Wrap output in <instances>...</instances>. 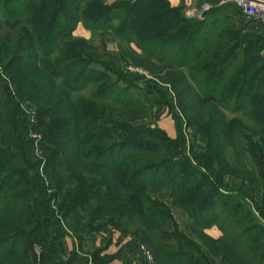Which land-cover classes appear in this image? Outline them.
Returning <instances> with one entry per match:
<instances>
[{
	"label": "trees",
	"instance_id": "16d2710c",
	"mask_svg": "<svg viewBox=\"0 0 264 264\" xmlns=\"http://www.w3.org/2000/svg\"><path fill=\"white\" fill-rule=\"evenodd\" d=\"M156 3L164 8L148 12ZM81 9L71 0H0V79L6 72L18 95L38 106L33 131L51 146V161H60L77 182L71 208L84 207L92 224L121 226L114 217L125 219L131 229L124 231L156 264H211L209 256L224 264H264V57L256 51L235 63L240 44L219 37L216 9L202 21L185 19L183 8L162 0L102 5L82 16ZM140 21L150 25L148 33L138 32ZM80 22L87 30L113 29L164 65L173 98L166 89L157 92L165 104L174 100L184 130L171 138L157 126L133 122L149 117L130 91L136 84L90 67L68 43L57 45ZM91 84L98 87L89 97H72ZM227 113H240L251 127ZM186 129L206 139L203 152L194 150ZM229 150L241 161L229 159ZM17 155L0 127V264H33L27 240L37 232L29 223L40 184L28 172L34 167L13 165ZM227 173L242 185L229 190ZM87 175L100 179L102 192ZM157 186L168 189L171 205L152 195ZM172 208L187 214L188 229L203 246L178 229ZM212 227L218 237L206 233Z\"/></svg>",
	"mask_w": 264,
	"mask_h": 264
},
{
	"label": "rangeland",
	"instance_id": "374dc122",
	"mask_svg": "<svg viewBox=\"0 0 264 264\" xmlns=\"http://www.w3.org/2000/svg\"><path fill=\"white\" fill-rule=\"evenodd\" d=\"M129 0H85L81 3L77 0H71V2L78 7H81L80 15L90 14V11L98 9L102 5L107 8L115 7L120 4H125ZM221 0H205L196 10L183 9L181 15L185 19H195L197 21L204 20L207 17V13L211 10L216 9L215 14L218 15L221 20L215 22L216 26L221 34L219 37L224 39L233 40L231 46L236 42L239 43V49L236 52L235 63L241 62L244 58H247L251 53L259 51L264 57V24L257 23L252 19L243 16L230 0H225L220 3ZM205 2H211L212 8L207 13L200 11L201 6ZM155 7V6H154ZM164 8L161 3H156V8L148 9V12H153L155 9ZM150 12V13H151ZM117 25V21H114ZM138 24V23H137ZM77 26H82V23H78ZM76 26V27H77ZM71 31H65L57 39L56 43L59 47L63 48L64 43H68L70 49L75 53H80L82 58L89 63L90 67L101 71H111L110 75L113 80H117V75H120L123 79H128L136 84L137 88H130L141 102L143 111H147L149 117L144 120H135L136 124L139 123L142 127L157 126L166 133L167 136L174 138L176 136V129H185V123L182 122V117L178 106L173 104H165L161 101L160 95L158 94L159 88L167 90V94L173 98V94L168 87V84L164 82L167 80L166 71L167 69L159 61L154 58L147 56L142 51L138 50L134 44L128 43L123 39H119L113 32V29H95L87 30L83 32L85 34H74L77 37L71 35ZM138 32L146 34L151 30L149 24L143 23L142 21L136 25ZM206 26V29L213 30L212 27ZM75 37V38H73ZM229 43V42H228ZM230 44V43H229ZM216 44H214L215 46ZM58 50L51 55L52 59L56 57ZM50 59V60H52ZM48 59H42L41 63L44 66L49 65ZM2 79H0V127L3 131L5 140L10 144L14 152H18L17 155L19 162L15 165L16 168L34 167L33 170L28 171L37 175L39 180V198L33 206V218L29 223L30 228H36L37 232L31 235L27 240L31 258L40 252L43 244L39 237L41 232L44 230H56L60 226L64 228H71L73 226L82 227L88 225V228L92 229L93 224L90 223V215H87L84 207H78L76 209H82V219L80 222H74L69 219L72 211L70 204L73 198L76 196L75 187L77 182L73 180L67 173L66 168L60 161L52 162L51 153L49 149L51 146L42 141L40 137L33 131V124L36 122L35 110L37 105L30 104L22 99L17 91L16 87L7 82V73H1ZM167 77V78H166ZM264 80V78H263ZM163 82V83H162ZM119 86H125L123 81H118ZM98 87V85H89L85 89L75 92L72 97L78 99L80 97H89L91 93ZM137 108V107H136ZM138 111V109H137ZM128 115L132 113H128ZM228 118L234 116L242 117L245 125L251 127L252 123L243 117L240 113H227ZM132 122V123H133ZM187 140L193 144L194 150L203 152L205 149L206 139L198 135L192 137L190 129H186ZM247 134H251L246 132ZM257 140V137H253ZM189 142H187V146ZM229 159L233 158L235 151H228ZM25 154V157L23 156ZM236 157V155H235ZM234 157V158H235ZM238 158V157H236ZM238 160L241 161L240 158ZM245 162V161H244ZM248 168L253 166V163L249 160L246 162ZM232 173H227L225 176V184L228 189L239 187L242 185L241 181L235 179ZM88 183L96 182L95 189L102 192V187L99 185L100 179L91 175L86 176ZM258 184V182H255ZM255 190V201L260 202L258 195L260 194V187L256 186ZM228 193L227 191H225ZM152 195L157 196L165 203L171 205L169 198V191L164 186H157L151 190ZM174 218L178 224V229L184 231L191 239L198 244L203 246V241L199 237L193 235L189 229V219L187 214L180 209L172 208ZM117 224L121 226L113 225L111 222L100 221L99 224H107L113 226L115 229H131V226L125 219H118L114 217ZM262 220V219H261ZM259 220L262 224L264 221ZM111 223V224H110ZM95 224V223H94ZM82 225V226H81ZM174 227L169 228V232H172ZM206 233L215 238L220 235L216 227H212L206 231ZM159 238L162 241H166V237L163 233H158ZM141 245V244H140ZM203 248V247H202ZM144 259L147 264H156L151 254L144 250L142 247ZM187 252V250H186ZM207 253V251H206ZM208 255V253H207ZM211 264H224L220 258L210 257ZM33 260V259H32ZM34 264V263H33Z\"/></svg>",
	"mask_w": 264,
	"mask_h": 264
},
{
	"label": "crops",
	"instance_id": "0c3cea01",
	"mask_svg": "<svg viewBox=\"0 0 264 264\" xmlns=\"http://www.w3.org/2000/svg\"><path fill=\"white\" fill-rule=\"evenodd\" d=\"M162 1L168 7H180L189 10L190 8L197 9L205 0ZM224 1L221 0L220 3ZM234 7L236 6L234 5ZM83 32L87 31L82 26H77L71 32V35L77 37L79 33L85 34ZM81 211L82 209L72 211L69 219L74 222H80L82 219ZM83 225H81V228L79 226L76 228L71 226V228L66 229L63 225L56 230H44L41 232L39 239L43 247L40 252L33 255V263L147 264L140 241L123 229H115L111 225L99 223L93 224L92 229H89L88 225Z\"/></svg>",
	"mask_w": 264,
	"mask_h": 264
},
{
	"label": "built area",
	"instance_id": "2783aa9c",
	"mask_svg": "<svg viewBox=\"0 0 264 264\" xmlns=\"http://www.w3.org/2000/svg\"><path fill=\"white\" fill-rule=\"evenodd\" d=\"M246 18L264 24V0H230ZM211 2H205L200 11L207 13L212 8ZM196 10V9H193Z\"/></svg>",
	"mask_w": 264,
	"mask_h": 264
}]
</instances>
